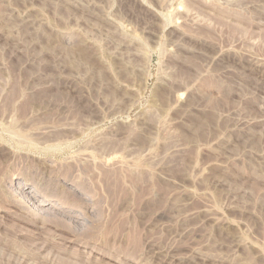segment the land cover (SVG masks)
Returning <instances> with one entry per match:
<instances>
[{"label":"rangeland","instance_id":"1","mask_svg":"<svg viewBox=\"0 0 264 264\" xmlns=\"http://www.w3.org/2000/svg\"><path fill=\"white\" fill-rule=\"evenodd\" d=\"M0 264H264V0H0Z\"/></svg>","mask_w":264,"mask_h":264},{"label":"bare ground","instance_id":"2","mask_svg":"<svg viewBox=\"0 0 264 264\" xmlns=\"http://www.w3.org/2000/svg\"><path fill=\"white\" fill-rule=\"evenodd\" d=\"M261 8H262V7H261ZM47 205H48V204H44V205H43V204H41L40 206H41V207H43V206H47Z\"/></svg>","mask_w":264,"mask_h":264}]
</instances>
